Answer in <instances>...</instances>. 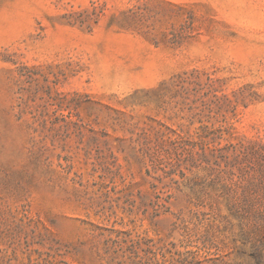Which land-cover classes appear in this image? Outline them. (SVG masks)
I'll return each instance as SVG.
<instances>
[{
  "label": "rangeland",
  "instance_id": "1",
  "mask_svg": "<svg viewBox=\"0 0 264 264\" xmlns=\"http://www.w3.org/2000/svg\"><path fill=\"white\" fill-rule=\"evenodd\" d=\"M0 264H264V0H0Z\"/></svg>",
  "mask_w": 264,
  "mask_h": 264
}]
</instances>
